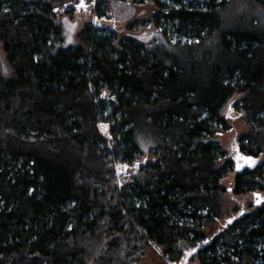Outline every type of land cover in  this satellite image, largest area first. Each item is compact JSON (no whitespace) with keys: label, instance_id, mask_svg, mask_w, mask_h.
Masks as SVG:
<instances>
[{"label":"trees","instance_id":"1","mask_svg":"<svg viewBox=\"0 0 264 264\" xmlns=\"http://www.w3.org/2000/svg\"><path fill=\"white\" fill-rule=\"evenodd\" d=\"M89 1L97 17L114 0ZM127 1L152 3L156 42L115 19L60 47L56 6L0 0V264H136L152 244L170 263L264 264V201L209 230L234 170L216 134L234 94L249 127L238 151L255 163L230 193L264 188V29L227 20L230 0ZM144 152L119 181L113 163Z\"/></svg>","mask_w":264,"mask_h":264},{"label":"rangeland","instance_id":"2","mask_svg":"<svg viewBox=\"0 0 264 264\" xmlns=\"http://www.w3.org/2000/svg\"><path fill=\"white\" fill-rule=\"evenodd\" d=\"M48 2L53 6H56V17L60 22L62 28V37L58 42L57 46L67 47L70 45H76L78 42L77 34L80 32L84 25L94 24L95 28H99V33L108 34L107 26L114 25L112 20H118L115 24L123 22L128 26V23H131L134 20H137L139 27L137 30H131L129 33L132 34L135 38L141 40L144 45H151L159 39V28L155 25L152 26L151 19L154 14V7L152 3L147 4H138L135 6L130 1L127 0H114L110 4H104L103 8L105 10L104 15L94 17L95 14L92 13V2L89 0H84L85 7L77 8V5L80 4L81 0H74L72 2L61 1V0H43ZM184 3L189 2L190 0H182ZM193 5L203 6V0H191ZM73 5H72V4ZM70 12H65L64 7L70 5ZM55 8V7H54ZM222 15L230 21L235 20L237 16H243L246 19H258V27L264 29V9L261 7H256L251 4V0H230V3L224 7ZM95 18V19H94ZM150 19V20H149ZM146 20L145 23L141 22ZM74 26V27H73ZM125 28L128 31V28ZM115 27V25L113 26ZM112 27V30L115 28ZM175 35V33H174ZM185 38L183 37V40ZM241 94H234L232 99L224 109L222 110V115L225 116L228 127L227 130H217V140L218 144L224 149L229 156L234 157L239 149L238 138L245 134L249 127L246 123L243 122L241 118L242 115L238 114V111L234 106H232L239 98ZM108 107L110 105H107ZM107 122L109 125L105 133L112 134L110 129V121L101 120V122ZM103 129V127H102ZM147 154L144 152L142 156H137L134 161L131 162L130 168L121 172L123 162L117 160L113 163L114 173L118 174V180L121 182H128L131 175H133V170L136 168V163L143 162L147 158ZM149 158V156H148ZM259 162H264V151L258 156ZM235 171H229L226 176H224L220 181V184L226 188V193L224 195V205L225 213L217 222L211 225L209 230H216L217 227L222 225V223L231 216L243 212L249 208L254 209L259 203H257V198L259 197L260 203L264 201V188L250 191L247 194L243 195H233L230 193V188L233 186ZM264 186V183H263ZM256 194V195H254ZM151 245V244H149ZM161 247L156 245H151L145 249L143 254L137 253L135 255L136 264H176L175 262H168L161 259L160 249ZM187 264H194L193 261H188Z\"/></svg>","mask_w":264,"mask_h":264},{"label":"water","instance_id":"3","mask_svg":"<svg viewBox=\"0 0 264 264\" xmlns=\"http://www.w3.org/2000/svg\"><path fill=\"white\" fill-rule=\"evenodd\" d=\"M99 127H104V130L107 129L108 124L107 122H100L99 123ZM106 132V131H105ZM105 136L109 137L108 133H105ZM233 169L235 172H241L243 169L247 168V167H252L254 163H250L249 160H247L246 158H251L252 161H255L254 157L252 155L249 154H245L241 151H237V153L235 155H233ZM238 157H241L240 159H238ZM139 163V162H138ZM136 163V164H138ZM237 165H239V168L237 167ZM128 167V164L124 163L122 165V170L121 172L125 171ZM119 173V171L117 172ZM232 218L228 219V221H230ZM177 264H186V258L182 261V262H178Z\"/></svg>","mask_w":264,"mask_h":264},{"label":"snow or ice","instance_id":"4","mask_svg":"<svg viewBox=\"0 0 264 264\" xmlns=\"http://www.w3.org/2000/svg\"><path fill=\"white\" fill-rule=\"evenodd\" d=\"M81 7H85V5H84V0H81V2H80V4H78L77 5V8H81ZM74 27V26H73ZM175 42V41H174ZM241 157H238V159H240ZM247 160H249L250 161V163H255V161H252L251 160V158H246ZM237 167L239 168V165H237ZM230 191H231V189H229ZM254 195H256V194H254ZM257 203H260V199H259V197L257 198V201H256ZM231 221H229V223H230ZM205 243H207V241H205ZM193 251H195V249H193ZM190 254V253H189Z\"/></svg>","mask_w":264,"mask_h":264},{"label":"flooded vegetation","instance_id":"5","mask_svg":"<svg viewBox=\"0 0 264 264\" xmlns=\"http://www.w3.org/2000/svg\"><path fill=\"white\" fill-rule=\"evenodd\" d=\"M128 167H129V165H128ZM128 167H127V168H128ZM252 167H253V166H252ZM252 167H247V168H252ZM134 170H135V169H134ZM134 170H133V171H134ZM189 257H190V254L186 252V253H184V255L182 256V258H181L180 261H178V262H182V261L186 258V264H187L188 261H189ZM178 262H177V263H178ZM177 263H176V264H177Z\"/></svg>","mask_w":264,"mask_h":264}]
</instances>
